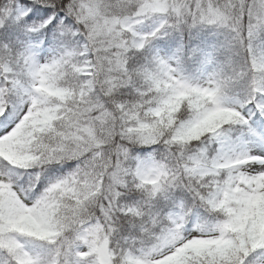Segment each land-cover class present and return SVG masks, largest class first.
<instances>
[{
	"label": "snow or ice",
	"instance_id": "snow-or-ice-1",
	"mask_svg": "<svg viewBox=\"0 0 264 264\" xmlns=\"http://www.w3.org/2000/svg\"><path fill=\"white\" fill-rule=\"evenodd\" d=\"M0 264H264V0H0Z\"/></svg>",
	"mask_w": 264,
	"mask_h": 264
}]
</instances>
